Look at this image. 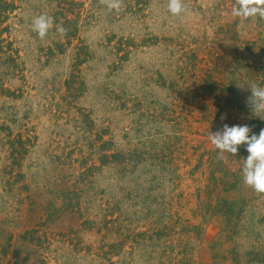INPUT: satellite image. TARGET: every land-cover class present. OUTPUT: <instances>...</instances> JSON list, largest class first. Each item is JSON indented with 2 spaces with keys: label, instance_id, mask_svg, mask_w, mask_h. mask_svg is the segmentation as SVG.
<instances>
[{
  "label": "rangeland",
  "instance_id": "1",
  "mask_svg": "<svg viewBox=\"0 0 264 264\" xmlns=\"http://www.w3.org/2000/svg\"><path fill=\"white\" fill-rule=\"evenodd\" d=\"M183 3L0 0V264H264L246 146L210 140L264 128L238 87H264V19Z\"/></svg>",
  "mask_w": 264,
  "mask_h": 264
},
{
  "label": "clouds",
  "instance_id": "2",
  "mask_svg": "<svg viewBox=\"0 0 264 264\" xmlns=\"http://www.w3.org/2000/svg\"><path fill=\"white\" fill-rule=\"evenodd\" d=\"M109 11H122L123 0H99ZM168 11L172 15H180L187 12L183 0H168ZM232 15L242 20L251 17L264 19V0H235L232 7ZM55 28L61 36L67 35L68 29L63 26V22L57 24L54 17L48 14H39L35 16L31 23V30L37 34L41 40L45 39L51 29ZM242 89H250V95L246 98V104L250 106L255 115L260 116L264 112V87L256 84H250ZM226 118L221 116V120ZM252 127L245 125L224 124L222 130L215 133L210 132V140L215 149L218 150V159H225V153L236 156L239 146H246L248 153L244 158L242 166L243 183L251 188L255 193L264 195V128L259 134L252 132Z\"/></svg>",
  "mask_w": 264,
  "mask_h": 264
}]
</instances>
